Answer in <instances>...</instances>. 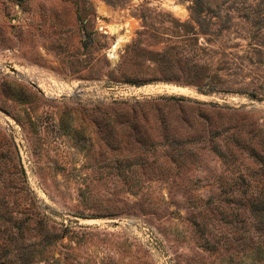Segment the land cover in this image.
Listing matches in <instances>:
<instances>
[{
  "label": "rangeland",
  "instance_id": "obj_1",
  "mask_svg": "<svg viewBox=\"0 0 264 264\" xmlns=\"http://www.w3.org/2000/svg\"><path fill=\"white\" fill-rule=\"evenodd\" d=\"M0 264H264V0H0Z\"/></svg>",
  "mask_w": 264,
  "mask_h": 264
}]
</instances>
